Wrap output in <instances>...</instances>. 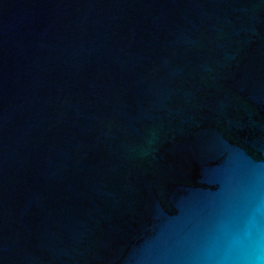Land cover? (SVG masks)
Wrapping results in <instances>:
<instances>
[{"label": "water", "instance_id": "95a60500", "mask_svg": "<svg viewBox=\"0 0 264 264\" xmlns=\"http://www.w3.org/2000/svg\"><path fill=\"white\" fill-rule=\"evenodd\" d=\"M0 264H264V0H0Z\"/></svg>", "mask_w": 264, "mask_h": 264}]
</instances>
